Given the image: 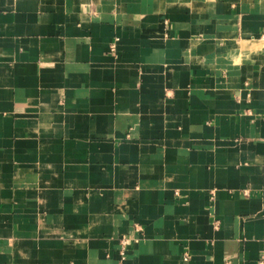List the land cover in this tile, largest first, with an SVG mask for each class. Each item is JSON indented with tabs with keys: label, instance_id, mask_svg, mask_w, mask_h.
<instances>
[{
	"label": "crops",
	"instance_id": "1",
	"mask_svg": "<svg viewBox=\"0 0 264 264\" xmlns=\"http://www.w3.org/2000/svg\"><path fill=\"white\" fill-rule=\"evenodd\" d=\"M263 33L264 0H0V264H264Z\"/></svg>",
	"mask_w": 264,
	"mask_h": 264
},
{
	"label": "built area",
	"instance_id": "2",
	"mask_svg": "<svg viewBox=\"0 0 264 264\" xmlns=\"http://www.w3.org/2000/svg\"><path fill=\"white\" fill-rule=\"evenodd\" d=\"M260 38L264 41V33L261 34ZM135 230L136 231H141V226L139 224L135 225ZM138 239V236L136 235H127V236H123L120 239V255L122 256V258H124L126 256L127 253V249L129 247V245L133 242L136 241ZM264 259H261L260 263H263Z\"/></svg>",
	"mask_w": 264,
	"mask_h": 264
}]
</instances>
